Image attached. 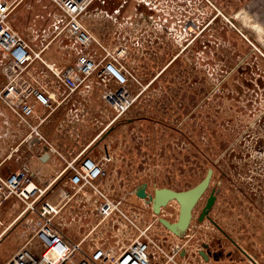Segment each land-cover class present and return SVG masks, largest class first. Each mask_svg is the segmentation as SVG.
Masks as SVG:
<instances>
[{
  "label": "rangeland",
  "instance_id": "obj_1",
  "mask_svg": "<svg viewBox=\"0 0 264 264\" xmlns=\"http://www.w3.org/2000/svg\"><path fill=\"white\" fill-rule=\"evenodd\" d=\"M79 1L85 6L77 19L97 40L90 52L99 60L125 66L131 74L122 98L128 107L122 113L105 97L96 74L89 94L81 88L65 105L71 116V109L84 106L81 119L76 120H89L90 127L96 120L105 118L109 123L121 114L105 133L106 146L91 156L103 157L107 149L111 157L99 183L105 193L111 200L141 209L154 222L151 232L157 239L170 247L184 244L189 249L185 264H203L198 250L213 239H220L225 252L232 253L219 264H264V0ZM18 10L11 16L14 30L33 39L29 24L24 30L18 27L22 24L15 19ZM60 12L55 9L46 29ZM50 30L51 35L53 27ZM52 49L66 60L62 51L68 49L74 61L71 49ZM108 87L120 88L115 82ZM0 117V137L4 138L0 153L6 142L14 144L7 148L14 151L30 130L14 114L8 130L7 115L3 112ZM23 163L18 162L15 170ZM210 168L214 175L195 207L187 237L177 239L152 215V205L137 191L144 185L149 194L163 187L187 190L202 181ZM67 180L60 179L55 192L45 199L61 206L67 195L74 196ZM218 188L217 202L209 218L201 222L202 210ZM243 192L253 197L252 206ZM234 197L241 204L233 213L229 209ZM81 198L75 195L63 210L65 230L71 221L70 204ZM243 202L248 203L246 208ZM178 213V204L172 201L160 217L175 222Z\"/></svg>",
  "mask_w": 264,
  "mask_h": 264
},
{
  "label": "built area",
  "instance_id": "obj_2",
  "mask_svg": "<svg viewBox=\"0 0 264 264\" xmlns=\"http://www.w3.org/2000/svg\"><path fill=\"white\" fill-rule=\"evenodd\" d=\"M50 1L61 11L54 17L53 32L50 35L51 30L40 32L30 27L28 30L32 39L19 34L11 24V16L21 1L0 0V52L3 60H8L16 68L11 80L0 88V101L30 130L26 137L29 143L34 138L45 139L34 124L35 119L40 124L44 121L37 114V104L47 109H55L63 103L68 105L81 88H85L89 94L94 86L91 78L95 74L98 82L104 86L105 97L110 98L119 113L128 107L123 106L122 98L131 74L125 66L105 62L106 58L99 60L96 53L90 52L97 40L77 19L85 5L79 0ZM39 39L41 46L35 47L34 43ZM57 46L71 49L75 56L74 61H71L69 50L62 51L69 58L68 61L73 63L66 69L46 66L65 87L63 93L57 89V93L51 91L46 81L49 76L47 71L36 74L29 70L36 61L46 64L42 53ZM100 46L106 51L103 45ZM25 76L28 79L23 80ZM112 82L120 88H109ZM118 101L121 103L119 107L116 106ZM80 108L71 109L73 119H81L79 115L86 108ZM82 155L68 163L71 174L66 183L76 192L75 195L82 196L79 201L81 205L94 206L98 221L80 241L69 236L62 223V212L75 195H67V202L61 206L46 200V190L37 186L28 164H23L9 176L0 174V193L5 197L15 196L24 204L19 217L25 220V228L32 233L25 246L4 264H185L189 249L184 244L170 247L165 241L157 239L151 232L154 222H150L141 209L126 205L123 201L111 200L105 193L99 183L106 175L105 165L111 157L104 156L97 160ZM152 215L156 216L154 213ZM174 237L183 239L187 236ZM206 243L198 250V258L203 264L206 262L200 251Z\"/></svg>",
  "mask_w": 264,
  "mask_h": 264
},
{
  "label": "crops",
  "instance_id": "obj_3",
  "mask_svg": "<svg viewBox=\"0 0 264 264\" xmlns=\"http://www.w3.org/2000/svg\"><path fill=\"white\" fill-rule=\"evenodd\" d=\"M20 1L21 2L18 5L19 13L16 16L17 18L15 17L17 22L20 19L22 20V24H19L18 27L24 30L29 24L35 29L40 27V32L50 31L52 24L47 29L46 26L50 24V18L57 7L49 0ZM24 2H27V4ZM54 6L56 7L55 9ZM35 13H40L43 17L41 16L40 19L38 15L34 17ZM15 25L17 26L16 20ZM40 42L41 40L38 41L35 47H40ZM55 51L56 50L50 48L46 49L42 53L46 64L36 61L33 67L29 69L30 72L33 73L36 71V68H39L41 71H47L45 70V66L47 65H54V68L63 70L68 64H72L68 59L66 60L57 57L58 55L55 56V54H53ZM5 63H7V65H5ZM15 70L16 68L14 65H10L8 60H3V55L0 52V88L11 80ZM36 74L39 73L36 72ZM48 74L49 76L46 77V81L49 84L48 86L50 89H52L51 91H54V93H57L58 91L60 93L65 92V87L59 83L57 77L52 74V72L48 71ZM74 75L75 74L73 73V76ZM26 78L27 77L25 76L23 80H26ZM55 89L58 91H55ZM65 105L63 103L55 109H47L44 106L37 104V114L43 117L44 121L40 124L39 120L35 119L34 124L38 126V129L41 135L46 139V142H39V139L34 138L33 142L36 143H29L26 138L29 133H26L19 141L14 151H9L7 149L14 144L7 145L6 142V144H4L3 153H0V174L2 176L6 177L15 172L16 164L23 161V164H28L30 166L37 186L42 190H46V197L50 191L51 194L55 192L54 187H58L60 179L69 178L71 174L68 169L69 162L73 161L81 153H83L82 156L96 155L98 150H102V146H106L104 145L106 144V139H104L103 136L112 126L114 120H111L109 123L106 122L105 118L102 120H96L95 124L90 127L88 125L90 122L89 120L83 121L82 119L79 121L73 119L68 111V107ZM53 106L55 107V104ZM3 112L7 115V119L9 120V123L6 121L4 122L9 125L8 130H10L13 114L3 105L2 101H0V113ZM1 118L2 117H0V123L3 119ZM104 122H106L105 126L103 128L100 127L99 125H104ZM25 129L28 131L26 127ZM1 138L3 137H0V142L2 140ZM47 143L53 148L49 151V158L46 161H43L42 157L45 154L44 147ZM104 156L110 157L107 149L104 151ZM100 157L102 156L100 155ZM100 157L97 156L96 159L100 160ZM79 201L77 203L74 201L70 204V208L68 207L71 209L70 215H68L69 221L71 218L72 220L69 223L68 230H66L68 235L76 241H80L88 230L95 226L98 221V218L94 215V206L81 205ZM23 209L24 204L17 197H5L3 193H0V264L9 261L23 246H25L27 239L32 235L31 231L25 228V220L22 217H19ZM215 240L216 239L211 240L212 259L206 264H219L227 257L226 254L220 258L214 257L219 246V241ZM222 250H225V248L223 247Z\"/></svg>",
  "mask_w": 264,
  "mask_h": 264
},
{
  "label": "water",
  "instance_id": "obj_4",
  "mask_svg": "<svg viewBox=\"0 0 264 264\" xmlns=\"http://www.w3.org/2000/svg\"><path fill=\"white\" fill-rule=\"evenodd\" d=\"M107 134L103 136L106 137ZM47 149V147H46ZM49 158L48 153H45L42 157L43 161H46ZM214 175V170L212 168L208 169L206 176L200 181L196 186L187 189L177 191L171 188L163 187L157 188L154 191V195H147L146 193V185L142 187L141 190L137 191V195L145 199L149 198V202L152 204L153 213L158 216L159 222L170 232L178 237H183L187 230L191 225V221L193 219V211L201 198L204 196L206 191L208 190L212 178ZM172 201H176L179 204V216L177 221L172 222L164 217H160L162 214L163 208L167 207ZM216 202V194L213 191L207 202L205 207L202 210L200 215V221H203L206 218H209V214L215 205ZM205 249L209 246L205 244ZM200 255L206 260L209 261L208 252L201 250Z\"/></svg>",
  "mask_w": 264,
  "mask_h": 264
},
{
  "label": "flooded vegetation",
  "instance_id": "obj_5",
  "mask_svg": "<svg viewBox=\"0 0 264 264\" xmlns=\"http://www.w3.org/2000/svg\"><path fill=\"white\" fill-rule=\"evenodd\" d=\"M117 117L118 118H116V120L117 119H119L120 117H121V114L119 115H117ZM115 120V121H116ZM114 121V122H115ZM112 130V129H111ZM37 139H39V142H46V139H43V138H37ZM104 139H106V137L104 138ZM34 141V139L31 141V143ZM34 143H36V142H33V144ZM46 147H47V149H46ZM44 150H45V153H48V155H49V151L51 150V147H50V145L47 143V145L44 147ZM263 169H264V167H263ZM250 171V170H249ZM236 188V187H235ZM214 192H215V194H216V202H217V199H218V195L220 194V192H221V189L220 188H218V189H216V190H214ZM240 192H242V191H240ZM146 193H147V195H154V193L153 194H149V192H148V187H146ZM243 195H244V197L246 198V199H249V205H253V203H250V200L251 199H253V197L251 196V194H248L247 192H243L242 193ZM255 195H257L256 193H255ZM137 196V195H136ZM203 198V197H202ZM201 198V199H202ZM145 200H148V202H149V198L147 197ZM257 200V199H256ZM216 202H215V204H216ZM256 202V204H258V202L257 201H255ZM150 204H151V202H149ZM244 203V202H243ZM241 203H239L238 201H237V199H236V197H234V199L230 202V212H235V210H237V207L239 208V205H240ZM152 205V204H151ZM244 205H245V207L244 208H246L247 206H248V203H244ZM153 211V210H152ZM194 211H195V209H194ZM194 211H193V219L195 218V214H194ZM193 219H192V221H193ZM192 221H191V223H192ZM205 221V219L203 220V221H201V222H204ZM228 239L233 243V246L235 247V249L236 250H238V251H240L239 250V247H240V245L239 244H237L236 243V241L233 239V237L232 236H228ZM216 241H219V246H218V250H217V253H216V255H214V257L215 258H220L221 256H223V255H227L228 257L229 256H231L232 255V253H224V251L225 250H222V248L224 247L225 248V246H224V244L222 243V241L220 240V239H217ZM209 247L207 248V249H205V247H204V251H206V252H208V254H209V261H206L204 258V260H205V262L206 263H209L210 262V259H212V251H211V248H212V243H211V241L210 242H207L206 243ZM223 244V245H222ZM204 246H205V244H204ZM237 246H239V247H237ZM241 252V251H240ZM243 252H245L244 250H243ZM242 253V252H241Z\"/></svg>",
  "mask_w": 264,
  "mask_h": 264
},
{
  "label": "bare ground",
  "instance_id": "obj_6",
  "mask_svg": "<svg viewBox=\"0 0 264 264\" xmlns=\"http://www.w3.org/2000/svg\"><path fill=\"white\" fill-rule=\"evenodd\" d=\"M176 202V201H175ZM177 203V202H176ZM178 204V203H177ZM178 209H179V204H178ZM163 210H164V208H163ZM178 216H179V213H178ZM177 221V220H176ZM249 256V255H248Z\"/></svg>",
  "mask_w": 264,
  "mask_h": 264
},
{
  "label": "trees",
  "instance_id": "obj_7",
  "mask_svg": "<svg viewBox=\"0 0 264 264\" xmlns=\"http://www.w3.org/2000/svg\"><path fill=\"white\" fill-rule=\"evenodd\" d=\"M32 27V25L29 26V28ZM206 30V29H205Z\"/></svg>",
  "mask_w": 264,
  "mask_h": 264
}]
</instances>
